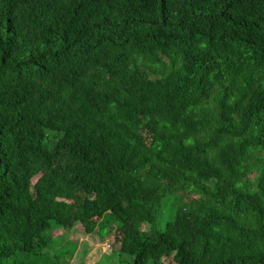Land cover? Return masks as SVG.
Here are the masks:
<instances>
[{
  "label": "trees",
  "instance_id": "16d2710c",
  "mask_svg": "<svg viewBox=\"0 0 264 264\" xmlns=\"http://www.w3.org/2000/svg\"><path fill=\"white\" fill-rule=\"evenodd\" d=\"M75 225L96 264H264V0H0V264Z\"/></svg>",
  "mask_w": 264,
  "mask_h": 264
},
{
  "label": "rangeland",
  "instance_id": "374dc122",
  "mask_svg": "<svg viewBox=\"0 0 264 264\" xmlns=\"http://www.w3.org/2000/svg\"><path fill=\"white\" fill-rule=\"evenodd\" d=\"M37 176L33 178L35 182ZM62 201L60 198H53L48 206V211L51 214L54 208ZM146 228V227H145ZM52 250L56 255L64 254L70 248H74L72 256L66 257V264H96L100 261L103 254L110 253L116 249V243L112 236L100 238L98 235L86 234L80 225H75L68 229H57L53 232ZM38 252L28 255L27 260L30 261L37 256ZM165 264L170 260L163 258ZM118 264V263H117Z\"/></svg>",
  "mask_w": 264,
  "mask_h": 264
}]
</instances>
